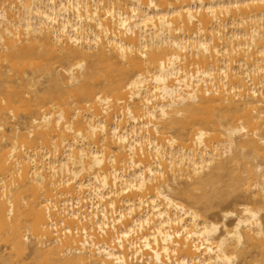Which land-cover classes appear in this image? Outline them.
Masks as SVG:
<instances>
[{
  "label": "bare ground",
  "instance_id": "6f19581e",
  "mask_svg": "<svg viewBox=\"0 0 264 264\" xmlns=\"http://www.w3.org/2000/svg\"><path fill=\"white\" fill-rule=\"evenodd\" d=\"M261 211L264 0H0V264H264Z\"/></svg>",
  "mask_w": 264,
  "mask_h": 264
},
{
  "label": "rangeland",
  "instance_id": "374dc122",
  "mask_svg": "<svg viewBox=\"0 0 264 264\" xmlns=\"http://www.w3.org/2000/svg\"><path fill=\"white\" fill-rule=\"evenodd\" d=\"M42 81V79H41ZM171 186L173 188L172 193L176 197H182L180 194L181 189L184 187V183L182 181H172ZM248 193L247 192H238L233 194L232 196L229 197L227 201H225L221 207L216 206L212 210L206 212V217L208 219H214L216 222L219 223V231L223 229L222 223H221V211L222 210H231L233 211L235 208L238 207L239 203H242L243 200H247L248 198ZM261 214V219H264V211L260 212ZM226 226H231L234 223V218L229 217L226 220L223 221ZM222 227V228H221Z\"/></svg>",
  "mask_w": 264,
  "mask_h": 264
}]
</instances>
